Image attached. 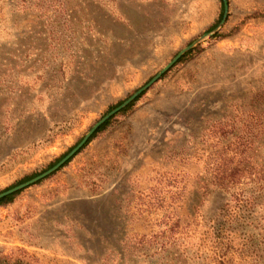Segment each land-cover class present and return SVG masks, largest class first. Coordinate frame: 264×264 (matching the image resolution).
Here are the masks:
<instances>
[{"label":"rangeland","instance_id":"rangeland-1","mask_svg":"<svg viewBox=\"0 0 264 264\" xmlns=\"http://www.w3.org/2000/svg\"><path fill=\"white\" fill-rule=\"evenodd\" d=\"M226 6L223 18V0H0V193L191 45L0 204V258L264 264V0ZM221 166L240 167L223 173L237 182L214 184Z\"/></svg>","mask_w":264,"mask_h":264},{"label":"water","instance_id":"water-1","mask_svg":"<svg viewBox=\"0 0 264 264\" xmlns=\"http://www.w3.org/2000/svg\"><path fill=\"white\" fill-rule=\"evenodd\" d=\"M224 1V15H223V18L225 17L226 15V0H223ZM223 21V19H222ZM221 21V22H222ZM191 47L188 46L186 47L185 49H183L181 52H179L177 54V56L173 59V61H175L185 50L189 49ZM173 61H171L168 65H166L155 77H153L148 83H146L143 87L139 88L137 91H135L129 98H127L123 103H121L120 105H118L117 107H115L114 109H112L109 113H107L106 115H104L99 121H97L93 127L85 134V136L81 139V141L74 147L72 148L61 160H59L55 165H53L51 168H49L48 170H46L45 172L37 175L36 177L24 182V183H21L19 185H16L10 189H7L3 192L0 193V198L7 195V194H10L12 192H15L16 190L30 184V183H33L43 177H45L46 175H48L49 173L53 172L54 170H56L58 167H60L65 161H67L85 142L86 140L88 139V137L93 133V131L100 125L102 124L108 117H110L113 113L117 112L118 110H120L121 108H123L125 105H127L129 102H131L138 94L141 93V91L143 89H145L146 87H148L158 76L161 75L162 72H164L172 63Z\"/></svg>","mask_w":264,"mask_h":264},{"label":"trees","instance_id":"trees-1","mask_svg":"<svg viewBox=\"0 0 264 264\" xmlns=\"http://www.w3.org/2000/svg\"><path fill=\"white\" fill-rule=\"evenodd\" d=\"M222 13H223V7L221 8V12H220V14H219V16H218V19L216 20V22L212 25V28H214L218 23H219V21H220V19H221V17H222ZM188 53H190V51H188L187 53H185L181 58H183L184 56H186ZM180 58V59H181ZM138 98V97H137ZM136 98V99H137ZM135 99V100H136ZM121 102H119L118 104H120ZM133 103H134V101L133 102H131V103H129L125 108H123V110H126V109H128L131 105H133ZM111 118L112 117H110V118H108L107 120H105L102 124H100L99 126H98V128L91 134V136L87 139V141H86V143L88 142V141H90L95 135H96V133H98L100 130H102V129H104L105 128V126L110 122V120H111ZM85 143V144H86ZM68 152V151H67ZM67 152H65V153H63L62 155H60L59 157H57L52 163H50L49 164V166L48 167H51V166H53L55 163H57L63 156H65V154L67 153ZM68 162V161H67ZM222 167V166H221ZM240 169V167H238V166H225V167H222L221 169H220V167H218L217 168V175H218V173L219 172H221L220 173V176H217L216 178H215V181H214V184H216V185H220V186H225V185H228V184H233V183H235V182H237L232 176H228V174H230V173H232V172H235V171H237V170H239ZM225 172H228V174L227 175H223V173L225 174ZM37 174H39V173H33V174H31V175H29V176H26V177H24V178H22L21 179V181L20 182H24V181H26V180H28V179H30V178H32V177H34V176H36ZM222 174V175H221ZM19 183V182H18ZM8 188H10V187H8ZM8 188H6V189H8ZM6 189H4V190H6ZM19 191H16V192H12V193H10V194H7V195H5V196H3V197H1L0 198V204H4V203H8V202H10V201H12L13 200V198H14V196L18 193ZM0 264H29V263H27V262H25V261H23L22 259H19V258H16V259H12V260H8V259H6V258H0Z\"/></svg>","mask_w":264,"mask_h":264}]
</instances>
